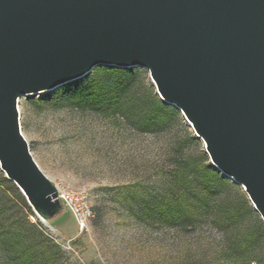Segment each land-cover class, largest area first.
<instances>
[{
	"label": "water",
	"instance_id": "water-1",
	"mask_svg": "<svg viewBox=\"0 0 264 264\" xmlns=\"http://www.w3.org/2000/svg\"><path fill=\"white\" fill-rule=\"evenodd\" d=\"M100 65L146 70L264 224V0H0V172L44 222L62 205L18 100Z\"/></svg>",
	"mask_w": 264,
	"mask_h": 264
},
{
	"label": "rangeland",
	"instance_id": "rangeland-1",
	"mask_svg": "<svg viewBox=\"0 0 264 264\" xmlns=\"http://www.w3.org/2000/svg\"><path fill=\"white\" fill-rule=\"evenodd\" d=\"M102 66L108 65L96 68ZM54 91L22 96L17 108L21 134L38 168L60 191L83 190L93 213L82 232L64 207L46 222L33 211L26 215L58 246L62 264H242L233 255L223 256L231 231L208 220L190 232L152 226L129 214L115 199L117 188L130 181L142 180L150 192L164 182L158 168L165 172L170 148L184 135L182 130L175 128L157 137L119 131L106 120L81 117L41 100ZM185 123L188 133L195 136ZM82 126L87 127L85 136L79 131ZM202 150L197 139L180 153L198 155ZM3 201H7L6 214L12 219L25 215L4 188L0 189V203ZM251 225L246 217L244 226ZM256 254L258 260L250 264H264V244ZM0 264H5L1 249Z\"/></svg>",
	"mask_w": 264,
	"mask_h": 264
},
{
	"label": "trees",
	"instance_id": "trees-1",
	"mask_svg": "<svg viewBox=\"0 0 264 264\" xmlns=\"http://www.w3.org/2000/svg\"><path fill=\"white\" fill-rule=\"evenodd\" d=\"M130 68H94L86 77L41 100L81 117L106 120L119 131L157 137L175 128L182 130L184 135L170 148L165 172L158 168L164 182L150 192L142 180L130 181L117 188L115 199L129 214L152 226L190 232L208 220L231 231L224 257L233 255L242 264L258 260L256 250L264 244V224L246 194L210 164L203 150L198 155L180 153L197 138L188 133L180 112L160 100L147 71ZM86 128L79 129L83 136ZM2 188L13 194L25 214L12 219L6 214L7 201L0 203V249L5 264H62L58 246L27 220L31 208L0 172ZM246 217L251 226H244Z\"/></svg>",
	"mask_w": 264,
	"mask_h": 264
},
{
	"label": "built area",
	"instance_id": "built-area-1",
	"mask_svg": "<svg viewBox=\"0 0 264 264\" xmlns=\"http://www.w3.org/2000/svg\"><path fill=\"white\" fill-rule=\"evenodd\" d=\"M57 199L62 207L66 208L72 214L79 231L86 230L89 220L93 217V213L87 205L84 191H72L69 189L60 191L57 189Z\"/></svg>",
	"mask_w": 264,
	"mask_h": 264
}]
</instances>
